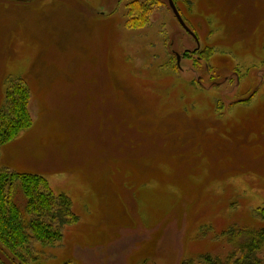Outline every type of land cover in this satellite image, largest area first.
Instances as JSON below:
<instances>
[{
    "label": "rangeland",
    "instance_id": "obj_1",
    "mask_svg": "<svg viewBox=\"0 0 264 264\" xmlns=\"http://www.w3.org/2000/svg\"><path fill=\"white\" fill-rule=\"evenodd\" d=\"M174 2L194 55L169 0H0V110L22 82L33 117L0 171L78 216L27 264H181L264 228V0Z\"/></svg>",
    "mask_w": 264,
    "mask_h": 264
},
{
    "label": "trees",
    "instance_id": "obj_2",
    "mask_svg": "<svg viewBox=\"0 0 264 264\" xmlns=\"http://www.w3.org/2000/svg\"><path fill=\"white\" fill-rule=\"evenodd\" d=\"M189 55L185 53L184 57ZM7 102L0 110V146L16 138L33 125L29 110L30 93L24 83H15L6 92ZM17 184L27 199L26 210L31 219L26 221L14 200ZM264 219V210L258 209ZM78 221L70 196L51 191L48 180L40 174L12 170L0 171V245L11 258L27 264L28 256L37 244L55 246L64 237L62 228ZM232 234V251L226 257L202 255L181 264H264L260 252L264 249V228L244 231L228 230ZM244 234V241L237 240Z\"/></svg>",
    "mask_w": 264,
    "mask_h": 264
},
{
    "label": "water",
    "instance_id": "obj_3",
    "mask_svg": "<svg viewBox=\"0 0 264 264\" xmlns=\"http://www.w3.org/2000/svg\"><path fill=\"white\" fill-rule=\"evenodd\" d=\"M169 3H170V6L173 10V13L175 14L176 18L178 19L179 23L181 24V26L188 32L190 33L191 35L194 36V34L190 31V29L187 27L184 19L182 18L180 12L178 11V8L174 2V0H169ZM195 37V36H194ZM196 38V37H195ZM197 39V38H196ZM178 65L180 66V62H181V57L180 55L178 56Z\"/></svg>",
    "mask_w": 264,
    "mask_h": 264
},
{
    "label": "flooded vegetation",
    "instance_id": "obj_4",
    "mask_svg": "<svg viewBox=\"0 0 264 264\" xmlns=\"http://www.w3.org/2000/svg\"><path fill=\"white\" fill-rule=\"evenodd\" d=\"M190 34V33H189ZM191 35V34H190ZM193 38H194V40L196 41V43H197V47L195 48V49H193V52L192 53H190V52H188L190 55H194L195 53H197L198 51H199V49H200V42L198 41V39H196L193 35H191ZM178 56H179V54L177 53L176 54V58H177V60H178ZM180 57H181V59H182V56L180 55ZM184 57V56H183ZM177 63H178V61H177ZM181 63V62H180ZM179 66V65H178ZM180 67V66H179Z\"/></svg>",
    "mask_w": 264,
    "mask_h": 264
}]
</instances>
